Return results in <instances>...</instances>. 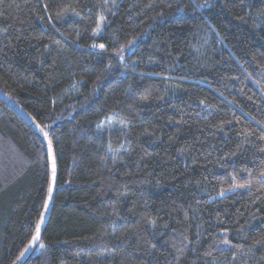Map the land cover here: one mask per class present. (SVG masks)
Segmentation results:
<instances>
[{"label": "trees", "instance_id": "16d2710c", "mask_svg": "<svg viewBox=\"0 0 264 264\" xmlns=\"http://www.w3.org/2000/svg\"><path fill=\"white\" fill-rule=\"evenodd\" d=\"M0 90L56 163L27 264H264V0H0ZM48 180L0 102V264Z\"/></svg>", "mask_w": 264, "mask_h": 264}, {"label": "water", "instance_id": "95a60500", "mask_svg": "<svg viewBox=\"0 0 264 264\" xmlns=\"http://www.w3.org/2000/svg\"><path fill=\"white\" fill-rule=\"evenodd\" d=\"M0 102H2L7 107H9L34 132V134L40 140L42 146L45 149L47 161H48V169H49L48 188H47L45 203L43 206L40 219L35 227L31 240L29 241L28 245L22 252L23 256L20 255L18 259L13 263V264H27L31 259V257L34 255L37 247L39 246L43 229L45 227V224L47 222V219L51 211L55 184H56V163H55V157H54L52 145L50 143L48 135L33 120V118L29 116L18 104H16L10 97H8L1 90H0ZM37 227H39V234H38L39 238L34 240L33 238L37 236ZM26 249L27 251H25Z\"/></svg>", "mask_w": 264, "mask_h": 264}, {"label": "snow or ice", "instance_id": "6c2138e0", "mask_svg": "<svg viewBox=\"0 0 264 264\" xmlns=\"http://www.w3.org/2000/svg\"><path fill=\"white\" fill-rule=\"evenodd\" d=\"M100 47H101V48H104V45L101 44ZM38 234H39V227H37V236L33 238L34 240H36V239L39 238V235H38ZM40 247H43V245H40ZM25 251H27V249H26ZM21 255L23 256V253H22Z\"/></svg>", "mask_w": 264, "mask_h": 264}]
</instances>
